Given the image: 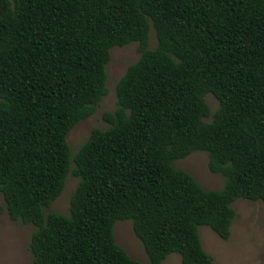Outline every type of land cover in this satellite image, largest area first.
<instances>
[{
  "label": "trees",
  "instance_id": "trees-1",
  "mask_svg": "<svg viewBox=\"0 0 264 264\" xmlns=\"http://www.w3.org/2000/svg\"><path fill=\"white\" fill-rule=\"evenodd\" d=\"M129 43L138 57L106 127L70 157L66 134L106 94L109 50ZM197 151L220 189L172 166ZM67 174V215L44 213ZM0 197L33 228L32 264H143L114 242L118 220L147 264H212L197 228L225 241L233 201L264 206V0H0Z\"/></svg>",
  "mask_w": 264,
  "mask_h": 264
},
{
  "label": "rangeland",
  "instance_id": "rangeland-1",
  "mask_svg": "<svg viewBox=\"0 0 264 264\" xmlns=\"http://www.w3.org/2000/svg\"><path fill=\"white\" fill-rule=\"evenodd\" d=\"M155 38L151 28L148 32L147 48L152 49ZM138 57L137 44L129 43L122 47H112L109 50V60L105 64L106 94L100 99L94 113L84 120L77 122L66 134L65 141L70 157L87 139L91 129H103L106 124L101 120L103 112H111L115 108L114 85L127 66ZM209 115L203 121L208 122L216 108V102L209 94L204 96ZM176 169L189 173L196 183L207 190H218L222 187L223 178L212 174L207 169L205 152H193L186 157L173 161ZM77 183V178L67 174L59 196L44 210L67 215L68 198ZM235 216L229 228V236L223 241L208 227L197 228L201 247L212 260V264H264V206L260 202H249L237 199L231 203ZM31 225L11 223L3 209L0 197V264H32L27 250V242L32 231ZM114 242L127 255L138 262L147 264L144 250L132 233L129 220L114 222ZM160 264H180L176 254H168Z\"/></svg>",
  "mask_w": 264,
  "mask_h": 264
}]
</instances>
